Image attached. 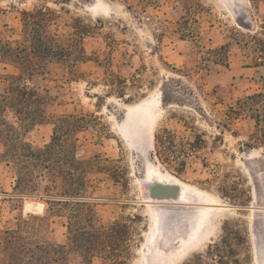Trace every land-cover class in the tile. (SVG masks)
I'll return each mask as SVG.
<instances>
[{
  "label": "rangeland",
  "instance_id": "obj_1",
  "mask_svg": "<svg viewBox=\"0 0 264 264\" xmlns=\"http://www.w3.org/2000/svg\"><path fill=\"white\" fill-rule=\"evenodd\" d=\"M200 1L189 15L178 0H0V29L13 39L20 38L22 11L41 6L63 17L54 27L60 33L71 16L93 27L84 62L55 60L37 77L50 103L44 123L21 127L10 109L2 114L36 147L51 143L53 113L84 119L76 155L93 167L85 194L104 222L127 224L113 252L120 264H185L215 243L221 248L213 253H225L229 264H264V107L239 108L240 100L264 93V0ZM18 73L0 54L1 93L4 75ZM7 151L0 145V234L23 225L43 234L50 226L52 241L67 244L69 207L47 201L44 181L38 190L17 191ZM153 168L219 205L195 194L150 205ZM27 202L39 212L26 211ZM70 260L116 264L74 253Z\"/></svg>",
  "mask_w": 264,
  "mask_h": 264
},
{
  "label": "trees",
  "instance_id": "obj_2",
  "mask_svg": "<svg viewBox=\"0 0 264 264\" xmlns=\"http://www.w3.org/2000/svg\"><path fill=\"white\" fill-rule=\"evenodd\" d=\"M178 1L189 15L203 7L200 0ZM62 18L49 6L35 7L22 11L20 38L13 39L6 30L0 29V54L19 68L18 74L3 77L8 85L0 92V145L8 147L3 160L15 165L17 191L38 190L44 181L47 201L53 206L69 207V241L67 244L53 242L50 226L43 234L34 232L31 225L5 230L0 234V264H71L73 253L84 258L105 256L116 264L122 262L120 253L113 252L123 241L127 224L118 220L104 222L90 195L85 194L87 177L93 175V167L91 162L79 160L76 155L78 133L85 127L84 119L76 114L53 113L48 117L55 126L52 141L44 147H36L26 142L18 127L2 114L10 109L21 127L44 123L50 103L48 91L36 82L39 74L55 60L77 67L88 58L84 43L93 27L82 18L71 16L63 19L65 28L60 33L54 27ZM69 73L72 80L78 78V71L71 69ZM254 104L264 107V93L240 100L239 108H250ZM78 171L81 180L76 182ZM75 183L81 187H73ZM222 243L227 245L225 240ZM220 248L221 244L215 243L206 255H198L185 264H229L225 253H213Z\"/></svg>",
  "mask_w": 264,
  "mask_h": 264
},
{
  "label": "bare ground",
  "instance_id": "obj_3",
  "mask_svg": "<svg viewBox=\"0 0 264 264\" xmlns=\"http://www.w3.org/2000/svg\"><path fill=\"white\" fill-rule=\"evenodd\" d=\"M154 169V168H153ZM157 169H154V171L152 169H150L148 172H151L148 174V176H158V178L156 177L155 180L153 179L152 181H150L149 183H147V192H148V187H150L155 181H160V182H170V183H179L182 187V190H181V194H180V198L179 200H182V201H187L189 199V194H195L196 197H197V200L198 201H203L206 203V205H219L215 200L213 199H210L208 198L203 192L197 190V189H194L192 186H190L189 184L181 181L180 179H178L176 176L168 173V172H160V170H157ZM146 192V194H147ZM192 196V195H191ZM195 198V197H194ZM193 200V198H192ZM147 202H149L148 200H146ZM196 201V200H195ZM198 203V202H197ZM43 204V203H42ZM152 203H150L151 205ZM258 204V203H257ZM28 205V202L27 204L25 205V210L26 211H29V212H35V213H38L39 210L36 209V207H32L31 209H29L27 207ZM44 205V204H43ZM158 205V204H157ZM162 205V204H161ZM216 207V206H214ZM218 207V206H217ZM213 208V207H212ZM223 209V208H222ZM225 209V208H224ZM205 216V215H204ZM203 216V217H204ZM159 237V236H158Z\"/></svg>",
  "mask_w": 264,
  "mask_h": 264
},
{
  "label": "water",
  "instance_id": "obj_4",
  "mask_svg": "<svg viewBox=\"0 0 264 264\" xmlns=\"http://www.w3.org/2000/svg\"><path fill=\"white\" fill-rule=\"evenodd\" d=\"M242 24H245L242 23ZM182 187L179 183L155 181L145 194V199L150 203L175 202L180 198Z\"/></svg>",
  "mask_w": 264,
  "mask_h": 264
}]
</instances>
